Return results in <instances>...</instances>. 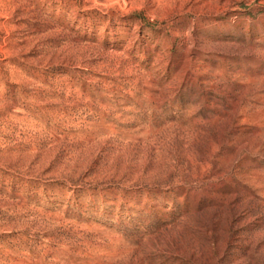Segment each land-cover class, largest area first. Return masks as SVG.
<instances>
[{
  "label": "rangeland",
  "instance_id": "rangeland-1",
  "mask_svg": "<svg viewBox=\"0 0 264 264\" xmlns=\"http://www.w3.org/2000/svg\"><path fill=\"white\" fill-rule=\"evenodd\" d=\"M0 264H264V0H0Z\"/></svg>",
  "mask_w": 264,
  "mask_h": 264
}]
</instances>
